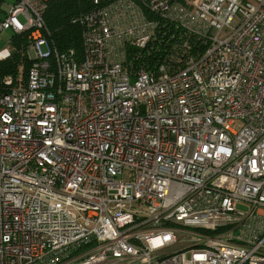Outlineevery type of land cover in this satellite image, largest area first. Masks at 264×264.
I'll use <instances>...</instances> for the list:
<instances>
[{
  "label": "built area",
  "instance_id": "2783aa9c",
  "mask_svg": "<svg viewBox=\"0 0 264 264\" xmlns=\"http://www.w3.org/2000/svg\"><path fill=\"white\" fill-rule=\"evenodd\" d=\"M46 1L0 20V264H264V0H88L81 57ZM161 21L204 49L132 67Z\"/></svg>",
  "mask_w": 264,
  "mask_h": 264
},
{
  "label": "trees",
  "instance_id": "16d2710c",
  "mask_svg": "<svg viewBox=\"0 0 264 264\" xmlns=\"http://www.w3.org/2000/svg\"><path fill=\"white\" fill-rule=\"evenodd\" d=\"M6 0H0V20L4 18L5 12L1 8ZM18 0H14L13 3ZM88 0H47L44 11V21L49 30L50 41L60 51L74 49L76 54L81 57V26L73 23L71 20L78 16L81 12L89 9ZM161 29L165 34L159 37L147 47L140 50V57L132 60V67H143L147 71H153L158 63L165 62L171 64L174 59H179L187 55H197L204 49L203 44L199 41L189 39V50L181 53L178 50L177 41L178 30L173 24L163 22L160 23ZM28 31L20 34L10 33V40L14 46V50L4 57L0 58V92H5L8 88L4 85L3 80L7 76H11L14 85L17 82L24 83L30 64V60L26 53ZM173 35V37H172ZM174 45V47H172ZM171 48V49H169ZM182 62V60L180 59Z\"/></svg>",
  "mask_w": 264,
  "mask_h": 264
},
{
  "label": "rangeland",
  "instance_id": "374dc122",
  "mask_svg": "<svg viewBox=\"0 0 264 264\" xmlns=\"http://www.w3.org/2000/svg\"><path fill=\"white\" fill-rule=\"evenodd\" d=\"M13 2H14V0H6V1L3 3V5H4V7H5V6H9V5H11ZM1 7H2V6H1ZM2 9H3V7H2ZM6 33L9 34V31L7 30ZM0 41L3 42V43H0V47L3 48V46L5 45V42H6V41H5L2 37H0ZM41 49H42V50H46V46H45V45H42V46H41ZM239 125H240V122H239V121H235V122L233 123L232 127L235 128V129H238V128H239ZM138 207H139V209H143V207L140 206V205H139ZM237 208L245 210V209H247V206L244 205V204H238V205H237Z\"/></svg>",
  "mask_w": 264,
  "mask_h": 264
},
{
  "label": "crops",
  "instance_id": "0c3cea01",
  "mask_svg": "<svg viewBox=\"0 0 264 264\" xmlns=\"http://www.w3.org/2000/svg\"><path fill=\"white\" fill-rule=\"evenodd\" d=\"M2 7H3V11H5V10H6V8L4 7V5H2ZM2 7H1V8H2Z\"/></svg>",
  "mask_w": 264,
  "mask_h": 264
}]
</instances>
